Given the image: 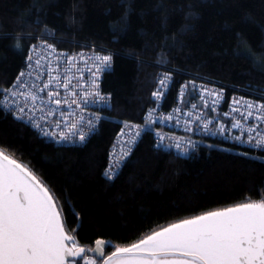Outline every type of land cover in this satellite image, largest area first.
I'll return each mask as SVG.
<instances>
[{"label": "trees", "instance_id": "trees-1", "mask_svg": "<svg viewBox=\"0 0 264 264\" xmlns=\"http://www.w3.org/2000/svg\"><path fill=\"white\" fill-rule=\"evenodd\" d=\"M42 33L59 38L64 49L95 47L112 56L101 79L112 104L83 146L42 139L0 108V147L48 185L82 245L103 239L111 253L115 245L264 193V151L201 139L196 154L179 158L158 149L150 130L114 181L103 174L122 122L143 126L157 106L152 93L160 72L173 78L160 105L165 111L194 78L224 85L228 95L264 94V66L255 59L264 58V0H0V87L13 83ZM17 36L22 51L14 47Z\"/></svg>", "mask_w": 264, "mask_h": 264}, {"label": "snow or ice", "instance_id": "snow-or-ice-1", "mask_svg": "<svg viewBox=\"0 0 264 264\" xmlns=\"http://www.w3.org/2000/svg\"><path fill=\"white\" fill-rule=\"evenodd\" d=\"M22 39V36L15 37L14 45L21 51ZM38 49L49 52L46 67L42 64L45 58L39 54L33 62L32 52ZM246 55L253 58L251 52ZM89 59L93 61L90 67ZM255 59L264 66V58ZM81 61L92 76L90 83L85 80L84 70L77 67ZM111 61L110 54H96L88 58L83 53L75 56L59 53L47 39H41L38 44L30 46L25 70L19 72L10 86L0 87L3 106L18 120L31 121L32 126L44 136L57 142H76L78 137L83 143L103 117L94 113L85 120L73 111H65V106L71 110L75 105L81 112H86L91 105L107 103L108 96L100 90L98 74L106 71ZM170 80L171 73L161 74L157 80L160 87L152 96L157 100L164 97L163 86ZM187 87V84L181 87L178 99H182ZM192 87L195 88V81ZM207 95L215 97L213 104L222 98L215 91L207 92ZM200 99L204 107H209V101L203 95ZM241 101L244 110L234 108L233 111L240 113L242 119H235L232 128H242L247 118L264 122V103L248 101L244 97L239 101L233 98V104ZM196 107L192 105L193 109ZM154 111L156 109L148 110L143 117V126L122 122L126 128L135 130L127 141L129 148L125 155L130 154L131 146L141 131H155L157 147H160L167 137L162 136L155 125L161 119L180 122L181 117L172 114L153 118ZM37 112L41 118H37ZM57 112L59 119L56 118ZM173 112H181V108L177 107ZM193 115L192 111L187 112V117ZM223 115L228 116L229 113ZM189 118L184 119L186 126L193 123ZM195 120L203 124L204 130L212 123L201 115H195ZM219 127L227 128L223 122ZM186 130L192 129L188 127ZM254 132L255 137L252 135ZM247 133V142L264 148V133L260 132L258 124L248 126ZM124 134L122 128L120 135ZM242 136L243 133L235 139L242 140ZM173 140L164 146L174 147L183 153L197 147L190 137H173ZM104 175L114 178L111 164ZM60 209L50 188L6 148L0 147V264H98V261L99 264H264V193L258 199L249 196L234 205L182 219L130 245H115V250L107 256L103 239H97L94 248L80 245L76 235L69 234L66 229Z\"/></svg>", "mask_w": 264, "mask_h": 264}, {"label": "built area", "instance_id": "built-area-1", "mask_svg": "<svg viewBox=\"0 0 264 264\" xmlns=\"http://www.w3.org/2000/svg\"><path fill=\"white\" fill-rule=\"evenodd\" d=\"M35 38H36V41L33 44H38L41 39H47L48 43L53 44L55 46L57 52H59V53H68V54H71V55H74V56L76 54H78V53H83L84 56L85 57H88V58H91L93 55H96V54L106 55L103 52H97L96 50H94L95 47H92L91 49H84L83 48V49H73V50H68V49L61 48V47H59V44H58V42L60 41V39L59 38H55L54 36H45V35L40 36V35H37ZM28 53H29V50H28ZM28 53L25 56V59H24V62H23V67L21 68L20 71L25 70V65H26V60H27ZM37 54H39V56L45 58L44 60H42V64L46 67L47 66L46 65V59L50 58L49 57V52L47 50H39V49L37 51H33L32 52L33 62L37 58ZM92 63H93V61L91 59H89L88 60V66L90 67L92 65ZM61 66H62V68L65 66L63 59L61 60ZM77 67H79L81 70H84L85 80L88 83H90L91 80H92V76L85 69L84 64H83V61H81V63L78 64ZM111 67H112V61H111V66L106 71L110 70ZM106 71H103V72H101V73L98 74L99 75L98 83L100 85V90H101L102 94H105V95L108 96L107 103H105V104H99V103H97V104L91 105V106H89V108H88V110L86 112H81L80 108L79 107H76L75 105L73 106V108L71 110L67 109L66 106H65V111H73V112L77 113L78 115L83 116L85 118V120H87V118L91 114H94V113H99L104 118V116L102 114V111L110 108V106L112 104L111 103V94H109L107 91H105L103 89L102 82H101V79L103 77V74ZM163 73H168V72H162V73L160 72V73L157 74V78H156V89L158 87H160L158 85V83H157V80L160 77V75L163 74ZM172 79L170 81L166 82V84L163 86V89L162 90L165 92V96L162 97V98H160L159 100H157L155 98L156 99V102H157V106L154 107V109H156V111L153 112V117L154 118L157 115L167 116L169 114H172V115L175 116V114L173 112V109H175V108H177V107H179L181 105V101H180V99H178L179 96H180V91H181L180 90L179 93H178V96H177V103L172 108V110L165 111V110L161 109V107H160V105L162 104V102L166 98V95H167L168 91L170 90L169 84L171 83ZM193 81H195V88L192 87V82ZM185 84L188 85V87L184 89L186 107H188L190 103H196V106L199 109L205 110V107L203 106V103H201L202 100L200 99V97L202 96V94H200V92H202L201 91V87H204L206 89L205 90L206 93L207 92H211V91H215V92H217V93H219L221 95L222 98L219 99V100H216L215 101V104L212 103L213 100L215 99L214 96H210L209 95V98H208L209 103H211L213 105V107H210L209 108V111L212 110V112L214 114L212 123L209 126L210 130H200V131H197V135H195L194 132H189L186 129H185L186 131L183 130L184 128H182L180 126V124H177L175 122V120L168 121V120L161 119L160 120V123L158 125L164 127L165 129H168V130H170L172 132L177 131L176 133L186 132V133L193 134L194 136H197V137H212L214 139H218V140H221V141H225V142L231 143L233 145L243 146V147H247V148H251V149H255V150H264V148L256 147L253 143L247 142V136H248L247 128H248V126H250V125H257L258 124L259 125L260 132L264 133V122H258L254 118H247V119L244 120L245 122H247V125H243L242 128H232L231 127V124L235 122V119H242V117L240 116V113L233 111L234 108H240L241 111L244 110V106H243V104L241 102L239 104H233V97H231L230 95H228L227 92L224 90V88H220L218 86L212 85L211 82H205V81H201L198 78H194L192 80H189ZM62 91L63 90L61 89V92ZM190 93L194 94V96L191 95ZM239 94L245 95V94H243L242 90L239 91ZM255 95H257V94H255ZM246 97H247V100L248 101H255V102L264 103V101H263L264 100V94H260V95H257V96H246ZM3 99L4 98H3V95H2L1 98H0V108L3 110V112L5 114L10 115L13 118L17 119L15 117V115L12 114L11 111H6L5 110V108L3 106V103H2L3 102ZM236 100L239 101V99H236ZM185 102H184V104H185ZM9 103H11L10 100H9ZM52 107H56V106L55 105H52ZM224 113H229V115L228 116H224L223 115ZM35 115L37 116V118H41L39 112H37ZM56 118L59 119V112H57ZM102 120L99 121V123H98L97 127L95 128V130H93V131H91V132H89L87 134L86 140L83 143L79 142L78 137L76 139V142H72L71 140L64 141V142H57L53 138H50V137H47V136L42 135L36 128H34L32 126L31 121L25 119L23 122H25L27 125H29V127L32 128L33 130H35L36 133L42 139L52 141L55 144L61 145V146H82L85 143H87L96 133L99 132V129H100ZM221 122H223V124L227 126L226 130L225 129H221L219 127ZM199 123H200L199 121L194 120L192 124L198 125ZM123 129H124V133L125 134L123 136H121L120 135V132L121 131L119 132V134L117 135V137L115 139V145H114V147H112V149H111V151L109 153V162L107 163L106 169L108 168L109 164H111L112 165V168H113V171L115 172V176L112 179H109L107 177L108 180L116 179L119 176V174L121 173L122 168L124 166V163L126 162L125 159L132 153V150L134 149V147L136 146V144L138 143V141L140 140V138L142 137V134H143V131H141L140 136L136 138L135 144L131 146V152H130V154L129 155H125V153L128 152L129 146L126 149V152L125 153H120L118 151L119 144H120V142L121 143L122 142H127L130 139V137L132 135H134V131L135 130H130V129L126 128L125 125L123 126ZM217 132H220V134L219 135L216 134ZM242 133H243L242 140H239V141L236 140L235 137L241 136ZM165 135H166V137H168L167 133ZM252 135L255 137L256 136V133L254 132V133H252ZM166 140L167 139H165L163 141V143L161 144L160 147H157L158 140L156 139L155 146L158 149H160V150H170V151H173L174 154L175 155H178V156H185L189 152H196L198 150V147H196L194 149L193 148H189V151L187 153H183L181 151H178L174 147H172V148L165 147L164 145H167V144L170 143L169 141H166ZM171 142H174V140H172Z\"/></svg>", "mask_w": 264, "mask_h": 264}, {"label": "rangeland", "instance_id": "rangeland-1", "mask_svg": "<svg viewBox=\"0 0 264 264\" xmlns=\"http://www.w3.org/2000/svg\"><path fill=\"white\" fill-rule=\"evenodd\" d=\"M202 88H203V91H202ZM206 89L204 88V87H201V91L203 92H200V94H202L204 97H205V99H207L208 100V98H209V95H207V93H206V91H205ZM215 100V99H214ZM180 101H181V105L179 106V108H181V112H174V114H175V116H180L181 117V119H180V122L178 123V124H180V126L182 127V128H184L183 130H185L186 128H188V127H190L192 130L191 131H189V132H194L195 133V135H197V131H200V130H204V128H203V124L200 122L198 125H194V124H190V125H185L184 124V119H186V118H189V117H187V112L188 111H192L195 115H201V116H204V119L205 120H207V121H211L212 122V120H213V117H214V114H213V112H212V110L211 111H209V108L210 107H213V105L211 104V103H209V107H205V110H203V109H199L198 107H196V109H193L192 108V105L193 104H195L196 105V103H190L189 104V106L188 107H186V102H185V94L183 95V97H182V99H180ZM184 102H185V104H184ZM201 103H203V101H201ZM182 113H183V115H182ZM213 114V115H212ZM195 115H193L191 118H189V119H191L192 121H194L195 120ZM161 115H157L155 118H157V117H160ZM154 118V117H153ZM211 124V123H210ZM210 124H209V126H210ZM244 125H247V122H245L244 121ZM209 126H208V129L207 130H210V128H209ZM170 127V126H169ZM186 131V130H185ZM177 131H175V132H170V133H167V135H168V137H167V140L166 141H169V142H171L172 140H173V137H190V138H193L194 137V135L193 134H190V133H186V132H180V133H176ZM195 141H196V139H194ZM128 148V143L127 142H120V144H119V149H118V151L120 152V153H125L126 152V149ZM11 154V153H10ZM252 156H255L256 157V155H252ZM14 157V156H13ZM15 158V157H14ZM16 159V158H15ZM18 162H20L19 160H17ZM21 163V162H20ZM23 164V163H22ZM25 165V164H24ZM26 166V165H25ZM28 167V166H27ZM35 173V172H34ZM36 174V173H35ZM37 175V174H36ZM38 176V175H37ZM38 178H40L39 176H38ZM41 179V178H40ZM42 180V179H41ZM43 182V181H42ZM46 185V184H45ZM46 186H48V185H46ZM59 205V204H58ZM61 210V209H60ZM62 217H63V215H62ZM67 229V228H66ZM68 230V229H67Z\"/></svg>", "mask_w": 264, "mask_h": 264}, {"label": "bare ground", "instance_id": "bare-ground-1", "mask_svg": "<svg viewBox=\"0 0 264 264\" xmlns=\"http://www.w3.org/2000/svg\"><path fill=\"white\" fill-rule=\"evenodd\" d=\"M40 36H42V35H40ZM223 88H224V90L227 92V89H226V86H224L223 85ZM233 89V88H232ZM228 93V92H227ZM252 93H254V94H257V95H260L261 93L260 92H252ZM231 97H233V98H235V99H239L240 100V98L241 97H244L245 98V100H247V97L245 96V95H242V94H239V92H237V91H232L230 94H229ZM264 101V100H263ZM241 103L243 104V102L241 101ZM162 136H165L166 137V135L164 134V133H160ZM216 134H220V132H217ZM155 139H157L158 140V137H157V135L155 134ZM109 162V155H108V157H107V163ZM107 166V165H106ZM105 169H106V167H105ZM105 169H104V171H105ZM104 174V173H103Z\"/></svg>", "mask_w": 264, "mask_h": 264}, {"label": "flooded vegetation", "instance_id": "flooded-vegetation-1", "mask_svg": "<svg viewBox=\"0 0 264 264\" xmlns=\"http://www.w3.org/2000/svg\"><path fill=\"white\" fill-rule=\"evenodd\" d=\"M106 247H107V246H106ZM106 247H105V248H106ZM105 248H104L105 256L111 254V253H108L107 249H105ZM98 264H99V261H98Z\"/></svg>", "mask_w": 264, "mask_h": 264}, {"label": "water", "instance_id": "water-1", "mask_svg": "<svg viewBox=\"0 0 264 264\" xmlns=\"http://www.w3.org/2000/svg\"><path fill=\"white\" fill-rule=\"evenodd\" d=\"M76 232V231H75Z\"/></svg>", "mask_w": 264, "mask_h": 264}]
</instances>
